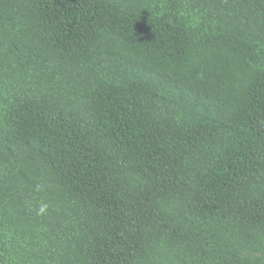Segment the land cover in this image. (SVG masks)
<instances>
[{"label": "trees", "instance_id": "obj_1", "mask_svg": "<svg viewBox=\"0 0 264 264\" xmlns=\"http://www.w3.org/2000/svg\"><path fill=\"white\" fill-rule=\"evenodd\" d=\"M0 264H264V0H0Z\"/></svg>", "mask_w": 264, "mask_h": 264}, {"label": "clouds", "instance_id": "obj_2", "mask_svg": "<svg viewBox=\"0 0 264 264\" xmlns=\"http://www.w3.org/2000/svg\"><path fill=\"white\" fill-rule=\"evenodd\" d=\"M45 207H46V206H42V207H41V211H44V208H45Z\"/></svg>", "mask_w": 264, "mask_h": 264}]
</instances>
